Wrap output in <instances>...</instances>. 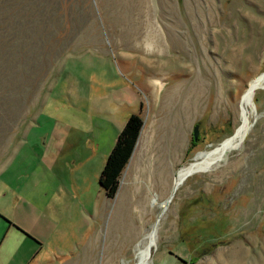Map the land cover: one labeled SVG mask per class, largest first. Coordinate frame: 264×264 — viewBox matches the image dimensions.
Here are the masks:
<instances>
[{
	"label": "rangeland",
	"instance_id": "1",
	"mask_svg": "<svg viewBox=\"0 0 264 264\" xmlns=\"http://www.w3.org/2000/svg\"><path fill=\"white\" fill-rule=\"evenodd\" d=\"M262 74L264 0H0V204L43 209L29 264H264ZM132 112L107 196L98 177Z\"/></svg>",
	"mask_w": 264,
	"mask_h": 264
},
{
	"label": "crops",
	"instance_id": "2",
	"mask_svg": "<svg viewBox=\"0 0 264 264\" xmlns=\"http://www.w3.org/2000/svg\"><path fill=\"white\" fill-rule=\"evenodd\" d=\"M22 197L17 193L12 206L10 203L0 204V264H29L39 257L44 248L43 209L35 211L37 208L34 210L32 201L28 203L26 198L23 199L26 203L25 209L18 206L17 203ZM191 249L190 247V253ZM175 255L181 257L179 252ZM181 260L182 264H186L188 259L186 257V260ZM200 260L204 261V257L193 259L195 264Z\"/></svg>",
	"mask_w": 264,
	"mask_h": 264
},
{
	"label": "trees",
	"instance_id": "3",
	"mask_svg": "<svg viewBox=\"0 0 264 264\" xmlns=\"http://www.w3.org/2000/svg\"><path fill=\"white\" fill-rule=\"evenodd\" d=\"M142 123L138 113H130L105 159L98 183L107 196H113L117 190L119 176L132 154Z\"/></svg>",
	"mask_w": 264,
	"mask_h": 264
},
{
	"label": "bare ground",
	"instance_id": "4",
	"mask_svg": "<svg viewBox=\"0 0 264 264\" xmlns=\"http://www.w3.org/2000/svg\"><path fill=\"white\" fill-rule=\"evenodd\" d=\"M258 78H259V79L264 78V74L260 75ZM255 80H256V79H253V80L250 81L248 90L253 89L254 84H255ZM257 85H259V84H257ZM248 90H247V91H248ZM251 96H252V95H251ZM251 96H250V95L247 96V101L249 102V104H251ZM247 101H246V102H247ZM248 102H247V103H248ZM249 127H250V126H249ZM246 131H247V130H246ZM237 132H238V131H237ZM233 141H234V138L230 139V140L228 141V143H227V147H224V148H222V149L216 151L214 154H209V153H207V152H199V153H197L196 156H195V159H194V163L191 164V166H192V167L194 166V168H193V169H192L191 167H190L191 169H190V168H186V167L182 168V169L178 172V174L176 175V177H175L174 188H176V187L178 186V184H179V180H180L183 176H185V174H186L187 172L190 173L191 171L193 172V170H194V172H195V171H200V170H202V171H203V170H208V169H210L212 166H215V165H216V162H217L218 160H220V159L223 158L222 150L231 147V145L233 144ZM174 188H173V189H174ZM175 190H176V189H175ZM171 195H172V194H171ZM171 195H170V196H171ZM168 201H169V199H166V200L162 201V202H161V206H162L163 208L166 207L167 204H168ZM156 204H157V203H156ZM157 228H158V219L156 220V222L154 223V225H152L150 231L146 232V233L144 234V236H142V239H141L140 242L138 243L137 250H140V249H143V248H148V249H150V247H151L152 245H154V243H155V241H156V237H157V236H156V234H157Z\"/></svg>",
	"mask_w": 264,
	"mask_h": 264
},
{
	"label": "water",
	"instance_id": "5",
	"mask_svg": "<svg viewBox=\"0 0 264 264\" xmlns=\"http://www.w3.org/2000/svg\"><path fill=\"white\" fill-rule=\"evenodd\" d=\"M250 124L247 126V129L249 128ZM197 134H198V124L194 125V129H193V138L196 139L197 138ZM175 190V188L173 189V191Z\"/></svg>",
	"mask_w": 264,
	"mask_h": 264
},
{
	"label": "built area",
	"instance_id": "6",
	"mask_svg": "<svg viewBox=\"0 0 264 264\" xmlns=\"http://www.w3.org/2000/svg\"><path fill=\"white\" fill-rule=\"evenodd\" d=\"M186 264H194L192 261H187Z\"/></svg>",
	"mask_w": 264,
	"mask_h": 264
}]
</instances>
